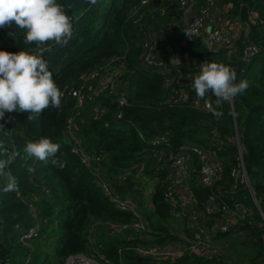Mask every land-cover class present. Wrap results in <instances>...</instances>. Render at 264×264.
<instances>
[{"label":"trees","instance_id":"trees-1","mask_svg":"<svg viewBox=\"0 0 264 264\" xmlns=\"http://www.w3.org/2000/svg\"><path fill=\"white\" fill-rule=\"evenodd\" d=\"M193 1L180 4L176 0L143 3L141 0H57L72 17L74 27V34L65 46H53L52 42L45 45L49 50L44 53V59L57 86L64 91L68 83L77 85L84 71L115 56L117 61H109L110 65L121 64L127 69L122 75L126 94L119 103L116 92L107 93L106 87L96 89L92 99L80 108L63 94L61 107L45 110L38 120L29 121L27 113L17 112L6 113L0 120L4 125L0 144L13 146L15 152L5 171L17 184L15 190L5 192L6 181L0 176V264H36L40 254L34 245L48 236L56 241L58 235L54 231L58 228L62 230L59 234L62 244L54 250V257L45 258L42 264H64L68 254L94 248L112 264H225L224 258H216L212 252L204 251V247L198 248L203 238L202 233H197L198 227L184 226L185 234L181 237L167 228L169 216L174 215L167 194L169 161L175 153L182 152L193 157L196 164L191 160L192 164L197 167L199 154L192 147L203 146L215 152L221 140L225 149L226 145L232 151L240 148L238 153L248 184L238 183L235 191L225 188L233 181L229 180L228 172L235 160L230 157L229 161L224 160L223 173L218 165V178L209 184L191 185L189 192L205 213L213 211L214 218L221 213L222 205H251L252 212L240 217L236 227L259 235L261 253L264 228L256 225L263 223L260 210L264 214V0H229L232 6L227 14L230 19H236L240 28L234 29L229 44L212 47L206 38L191 37L181 30L180 24L185 28L190 18L183 11L193 7L191 16L205 4V0ZM159 5L164 6L163 12L158 11ZM211 5L218 4L212 0ZM210 11L209 15L212 8ZM207 23L217 26L218 20L214 16ZM149 30L156 36L152 40L146 38ZM23 35L22 30L14 27L0 28V50L31 51L36 46L25 45ZM171 40L177 46L168 48L165 42ZM143 42L156 44L166 66L148 65ZM247 44H253L256 50L244 54L242 49ZM172 54L178 56V61L168 60ZM205 61L230 66L236 72L237 83L248 82L247 90L220 106L216 105L215 96L208 93L205 98L210 105L202 107L203 99L196 96L191 82ZM212 109L223 112V116L214 118ZM76 110L79 111L73 118L76 128L72 134H66L65 118ZM41 138L61 145L57 158L64 163L63 168L54 166L51 160L25 159V144ZM74 145L80 154L71 150ZM80 155H87L91 165L82 162ZM135 164L141 165L139 179L143 183L149 178L154 180L147 197L153 206L152 216L148 206L145 207L148 213L140 212L139 217L119 208L95 183L98 176L93 169L104 178L125 170L129 177L137 171ZM226 176L228 184L219 185ZM137 187L141 192L139 184ZM33 215H37L39 228L24 243L18 239V233L34 223ZM110 222L122 230L120 237L106 227ZM135 222L142 223V228H133ZM234 226L218 233L226 234ZM145 230L149 234H144ZM163 243L182 250L162 258L145 256L134 249ZM261 256L264 260L262 253Z\"/></svg>","mask_w":264,"mask_h":264},{"label":"clouds","instance_id":"clouds-1","mask_svg":"<svg viewBox=\"0 0 264 264\" xmlns=\"http://www.w3.org/2000/svg\"><path fill=\"white\" fill-rule=\"evenodd\" d=\"M176 2L179 3L178 0ZM229 8L231 6L223 8L224 12L212 9V12L221 14L222 20H226L227 27L240 28L236 19L229 18L227 14ZM192 10L193 7L187 8L183 13L190 15ZM209 16L206 18L207 27L210 26L207 23ZM217 26L222 24L218 22ZM13 27L23 31L25 45L34 44L36 47L31 51L0 50V120L5 118L6 113L17 112L27 113V119L34 121L40 119L44 111L49 108L59 109L65 90L74 87L68 83L64 91L59 88L49 70L48 62L44 59V53L49 50L45 47L48 42H52L53 46L63 47L71 40L74 34L73 19L57 0H0V28ZM181 28L185 32L182 24ZM185 33L192 36L187 30ZM155 37L154 31H147V39ZM165 43L168 48L173 47L170 43ZM154 45L156 46L155 43ZM155 49L158 47L156 46ZM170 59L171 56L168 60L172 62ZM109 61L114 63L117 59L114 56L106 62ZM163 61L165 63V60ZM97 65L100 63L95 66ZM236 79V72L230 66L205 61L201 63L200 72L193 78L191 86L198 98L205 99L206 94L211 93L216 98V105L220 106L247 90L248 82L237 83ZM211 114L216 119L223 116V112L215 109L211 110ZM3 128L4 125L0 124V130ZM60 148L59 143H54L49 138H41L35 142L28 141L23 147V153L25 159H35L40 162L51 160L54 166L63 168L64 163L57 158ZM20 155L23 156L21 152ZM7 165L8 161L0 160V176L6 181L5 192L15 190L17 186L15 178L5 171Z\"/></svg>","mask_w":264,"mask_h":264},{"label":"rangeland","instance_id":"rangeland-1","mask_svg":"<svg viewBox=\"0 0 264 264\" xmlns=\"http://www.w3.org/2000/svg\"><path fill=\"white\" fill-rule=\"evenodd\" d=\"M192 3H194L193 0H191ZM218 6L220 8L222 7H230L232 6L231 2L229 0H216ZM181 26V24H180ZM161 27V26H160ZM182 30V28H181ZM182 32H184L182 30ZM170 44L172 46H177V43L174 41H170ZM108 64V63H107ZM127 70V69H126ZM124 74V72H123ZM120 75V79L125 83L123 80L122 75ZM77 79V78H76ZM113 83L110 82V87ZM127 88V87H126ZM112 89H116L115 87H112ZM79 138V137H78ZM77 141V139H76ZM80 142V141H78ZM224 140H221L220 142H217L218 148H216V151H208L205 147L199 146L196 149L200 151L201 154L204 155V161L201 165L207 166L209 170H211V173L208 175L207 182L204 179V175L201 172L200 162L198 161L197 167H195L192 163L194 162L192 160L193 157L188 156L187 160L181 161L178 167V171L176 174L173 172L170 173L169 178V186L172 190L171 196H172V202H176V207L174 209V213L177 212V215L169 216L170 220L167 221V228L170 232H175L179 237L181 235L185 234L184 226H195L198 227L197 233H202L203 229L206 228L208 225L209 228H212V232L214 233V237L210 240L208 237H205V240H209L208 249L209 252H212L213 255L217 258H224L225 264H258L259 261L262 259L261 253L264 256V247L260 251H258L259 248V235L256 233L250 234L249 232L241 229L239 226L236 227V224L234 226V229L228 231L226 234L221 235L218 232H222V229L220 227H214L213 224L215 222V218L213 217V211L205 213L203 209L199 208L198 205L195 203L194 195L189 192V189L191 188V185H204L211 183L214 179L218 178L219 176V167L221 168V173H223V166L225 165L224 160L229 161L233 157V160H235L231 166L229 167L228 176L229 180L232 179L235 170H238V172H242L241 165L238 164V160L241 159L239 156L238 151L240 148L238 147L236 150L232 151L230 148V145L228 148L225 149V146H223ZM211 144V143H209ZM76 147V145H74ZM236 151V152H235ZM14 152V147L9 146L7 144H0V159L8 161V163L12 160ZM170 158V156L168 157ZM193 162H192V161ZM170 163V162H169ZM195 163V162H194ZM22 164V162H21ZM196 164V163H195ZM219 165V167H218ZM137 167V171L132 173L129 177H127L125 170L124 173L119 174H112L109 175L107 178L96 180L95 183L101 188V190L105 193V196L109 197H115L120 196L118 199L122 200L121 197L126 200V209H128L131 212H135L138 216L140 215L139 212H146V213H153V206L152 204L147 200V197L149 195V192L153 187L151 186L154 182L152 179H148V182L143 183L142 179H139L141 177V165L135 164ZM172 166L175 167V164H169V168L172 169ZM227 183V176L224 178L223 182L220 181L219 185H224ZM232 183V181H231ZM231 183L226 186L225 188L229 187L231 189ZM141 189V192L136 189ZM228 184V183H227ZM119 187V190L117 189ZM168 189V188H167ZM251 193L252 190L249 189ZM143 194L140 196V194ZM191 193V194H190ZM109 196H107V195ZM139 200V201H138ZM138 202H142L141 206L134 207L133 203L138 204ZM143 204V205H142ZM149 205L148 212L145 209V205ZM216 207V205L213 206V209ZM147 208V207H146ZM247 208L252 212L251 205H248ZM152 216V215H151ZM107 222V221H104ZM108 229H110L114 234V236L120 237L119 231H122L119 228L115 227V224L110 222L107 226ZM50 229V228H49ZM93 230V226L90 228ZM148 230V228L146 229ZM144 231V234H149L147 231ZM52 232L49 231V235ZM57 233L58 239L55 241H52V236H48L47 240H43L42 242H39L35 244V249L39 251L40 254V260L36 262V264H42L45 258H48L47 260H50L54 257V250L57 249L63 241L62 237H59V234L62 233V230L58 228L57 232L54 231V235ZM118 233V234H117ZM122 233V232H121ZM203 235H207L206 232H203ZM162 236V234L158 235ZM263 237V235H261ZM110 236H107V239H109ZM264 238V237H263ZM262 238V240H263ZM90 238L89 240H91ZM142 239V238H140ZM92 242V240L90 241ZM150 245H143V247H147ZM172 246H176L172 244ZM201 245H199L200 247ZM198 247V248H199ZM94 248V247H93ZM179 248L176 246V249ZM97 254H95V252ZM167 257V255H164ZM30 258V255L28 256ZM104 257L103 254L100 251L95 250H89L88 252H80L78 254L73 253L70 254L67 259L66 264H83V262H92V264H100V261L97 259ZM161 257V256H158ZM162 257V258H165ZM32 258V257H31ZM95 258V259H92ZM30 263V261H29ZM260 264H264V260L260 261Z\"/></svg>","mask_w":264,"mask_h":264},{"label":"built area","instance_id":"built-area-1","mask_svg":"<svg viewBox=\"0 0 264 264\" xmlns=\"http://www.w3.org/2000/svg\"><path fill=\"white\" fill-rule=\"evenodd\" d=\"M145 1L146 0H141V3ZM178 2L180 4H184L185 0H178ZM211 2L212 0H205L204 5L199 6L198 10L195 13H193L191 16L189 15L190 18L186 20V24H185V32L186 30L191 32L192 33L191 37H203V38L205 37L206 43L208 45H212V46L227 45L231 42L230 37H231V34L235 32V30L233 28H231V30L228 29L226 20L225 21L222 20V23L220 22L222 26H216V25L209 26V27L206 26V18L208 16V12L210 11V8L216 10L217 12H224L223 8H226V7L219 8L217 6L213 7L211 5ZM157 9L159 12H163L164 6L159 5ZM148 40H152V38H148ZM144 44L147 46V52L144 56V58L146 59V62L148 64L165 66L163 58L160 57L159 49L153 48L154 42H147ZM242 50L244 54H250L254 52L256 48L253 44H247ZM124 70H125L124 65H121V64L118 67H112L109 62H105L103 64L97 65L94 68H91L89 71L82 73L79 76V81L77 85L74 87H68L65 90V94L68 97L72 98V102L76 108H80L88 101V99L89 100L92 99L93 93L96 91V89L102 90L103 88L106 87L108 88L106 92L107 93H109L110 91L116 92L118 94V102L122 103L124 101V96L126 94V86H125V83L120 79V75L123 74ZM110 82L113 83L111 87H110ZM112 87H115L116 89H112ZM209 105H210V102L208 98L203 99L201 106L204 108H208ZM78 114H79V111L76 110L74 114L69 115L65 118L64 130L66 134L70 135L75 130L76 127L74 125V119ZM192 148L197 154H199V162H200V167H201V165L205 163L204 161L205 157L195 147H192ZM71 150H75L78 154L81 153L75 146H72ZM175 154H174V157L172 158L170 156L171 160L169 162L170 164L174 163L175 167L172 166V169L169 170L168 178H170L171 172L176 174L178 171V167L180 165L179 163L181 161L182 162L185 161V159L187 160L188 158V154H185L182 152H179L177 155ZM80 157H81V161L84 162L87 166L91 165L89 163V158L87 155H80ZM238 164L241 165V170H242V162L240 159L238 160ZM92 171L98 176L99 180L104 179V177L101 176V173H99L97 170L93 169ZM201 172L204 175L205 181L207 182L208 175L211 173V170H209L207 166H202ZM232 180L233 181L230 185L231 191H235L237 189L236 186L238 183H246V185L248 184L244 170H242V172H238V170H235V174ZM171 192L172 190L170 186L168 185L167 194H168V200L172 204L171 213L174 215H177V212L174 213L176 202H172L173 199L171 196ZM119 197L120 196H115V197L111 196L109 197V200H111L114 203H117L118 204L117 206L119 208L126 209V204H125L126 200H124L123 197H121L122 200H119L118 199ZM252 200L254 203L257 204V201L253 194H252ZM133 205L134 207L137 206L134 203ZM219 209L221 213L217 216V218H215V222L213 226L220 227L222 230H227L229 228H232L237 223L240 217H242L245 213L249 214L251 212L247 208V205L242 206L236 203L234 205H222L220 206ZM132 214L139 217L135 212H132ZM260 215H261V220L263 223L258 222L256 226H258L259 228H264V214L262 213L261 210H260ZM33 217L35 219L34 223L27 226L25 230H22L18 233V239L24 243H28L29 239H31L37 234V231L39 228L38 218H37V215H33ZM133 225H134L133 228L137 229L138 227L142 228L143 224L140 222H135ZM203 232H206L207 235H203ZM212 234H214L212 232V228H207L206 230L203 229L202 234H201L203 238L200 241L201 246L199 247V249H202V247H204V251H208V252L210 251L208 249V245L210 242L209 240L206 241L205 237H208L211 240ZM134 249L142 255L152 256V257H158V256L165 257L164 255H173V254L179 253L182 250L181 247L176 249V247L172 246L171 243H163L160 245L155 244V245H150L147 247L135 246ZM78 253L80 252H76V254ZM70 254H73V253H70ZM70 254H68L67 257H69ZM103 256L104 257L97 259L98 261H100V264H112V261L109 258H107L105 255ZM92 259H95V258H92ZM83 264H92V262L90 263L83 262ZM118 264H125V262L124 263L121 262Z\"/></svg>","mask_w":264,"mask_h":264},{"label":"crops","instance_id":"crops-1","mask_svg":"<svg viewBox=\"0 0 264 264\" xmlns=\"http://www.w3.org/2000/svg\"><path fill=\"white\" fill-rule=\"evenodd\" d=\"M216 17L217 18V20H218V22H221L222 23V16H221V14H219V13H217V12H213L209 17H208V19H207V21L208 20H210V19H213V17ZM235 24V23H234ZM234 24H233V26H234ZM172 62L173 61H178V56L176 55V54H172L171 55V59H170ZM141 202H138V205L139 206H141V204H140ZM137 205V204H136ZM143 205V204H142ZM145 205V207H149V205L147 204V206H146V204H144Z\"/></svg>","mask_w":264,"mask_h":264},{"label":"bare ground","instance_id":"bare-ground-1","mask_svg":"<svg viewBox=\"0 0 264 264\" xmlns=\"http://www.w3.org/2000/svg\"><path fill=\"white\" fill-rule=\"evenodd\" d=\"M67 259H68V258H67ZM67 259L65 260L64 264H66Z\"/></svg>","mask_w":264,"mask_h":264}]
</instances>
